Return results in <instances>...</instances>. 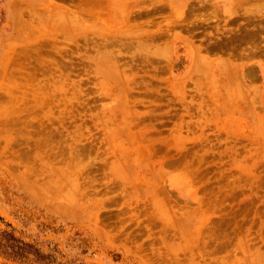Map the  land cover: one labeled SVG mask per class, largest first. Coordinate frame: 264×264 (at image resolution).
I'll return each mask as SVG.
<instances>
[{
  "label": "rangeland",
  "instance_id": "374dc122",
  "mask_svg": "<svg viewBox=\"0 0 264 264\" xmlns=\"http://www.w3.org/2000/svg\"><path fill=\"white\" fill-rule=\"evenodd\" d=\"M0 216L27 264H264V0H0Z\"/></svg>",
  "mask_w": 264,
  "mask_h": 264
},
{
  "label": "trees",
  "instance_id": "16d2710c",
  "mask_svg": "<svg viewBox=\"0 0 264 264\" xmlns=\"http://www.w3.org/2000/svg\"><path fill=\"white\" fill-rule=\"evenodd\" d=\"M0 255L19 264H27L31 255L36 262L48 259V254L39 250L33 243L19 238L11 224L5 223L0 216Z\"/></svg>",
  "mask_w": 264,
  "mask_h": 264
},
{
  "label": "bare ground",
  "instance_id": "6f19581e",
  "mask_svg": "<svg viewBox=\"0 0 264 264\" xmlns=\"http://www.w3.org/2000/svg\"><path fill=\"white\" fill-rule=\"evenodd\" d=\"M215 2H216V0H215ZM220 2H221V1H220ZM218 4H220V3H217L216 5L219 6ZM225 10H226V9H225ZM172 12H173V11H172ZM174 15H175V14H174ZM175 19H176V18H175ZM251 21H252V20H251ZM254 29L257 31L258 28L256 29V27H255ZM238 30H239V28H238ZM240 30H241V29H240ZM252 30H253V29H252ZM247 31H249V29H248ZM250 31H251V30H250ZM242 32H243V31H242ZM254 33H255V32H254ZM238 34H239V33H237V35H238ZM255 34H256V33H255ZM150 35L152 36V34H150ZM240 35H241V32H240ZM246 35H247V34H246ZM256 35H257V34H256ZM162 36H163V35H162ZM251 37H252V36H251ZM243 38H244V37H243ZM246 38H247V37H246ZM197 61H198V60H197ZM227 62H228V61H227ZM220 64H221V63H220ZM234 66H235V65H234ZM234 66H233V67H234ZM233 67H230V68H233ZM233 75H235V73H234ZM233 78H234V79H235V78L237 79V77H233ZM236 79H235V80H236ZM229 83H230V82H229ZM231 83H232V82H231ZM231 83H230V84H231ZM234 84H235V82H234ZM232 85H233V84H232ZM232 85H229V87H231ZM233 86H234V85H233ZM229 87H228V88H229ZM234 89H235V88H234ZM235 90H236V89H235ZM231 92H233V91L231 90ZM235 92H236V91H235ZM233 93H234V92H233ZM233 93H232V94H233ZM236 94H237V92L235 93V96H236ZM238 94H239V93H238ZM241 94H242V93H240V95H241ZM240 95H239V96H240ZM237 96H238V95H237ZM237 96H236V97H237ZM241 97H242V95H241ZM241 97H240V98H241ZM240 98H239V99H240ZM237 99H238V97H237ZM48 107H49V105H48ZM49 109H50V107H49Z\"/></svg>",
  "mask_w": 264,
  "mask_h": 264
}]
</instances>
